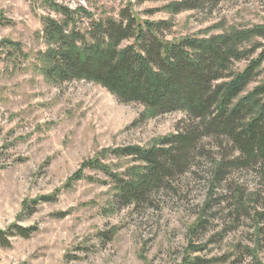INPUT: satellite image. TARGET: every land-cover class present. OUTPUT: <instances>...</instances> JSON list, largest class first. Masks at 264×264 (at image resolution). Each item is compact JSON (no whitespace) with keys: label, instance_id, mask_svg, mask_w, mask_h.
<instances>
[{"label":"rangeland","instance_id":"rangeland-1","mask_svg":"<svg viewBox=\"0 0 264 264\" xmlns=\"http://www.w3.org/2000/svg\"><path fill=\"white\" fill-rule=\"evenodd\" d=\"M173 2L0 0V229L8 235L0 264H264V157L248 159L231 137L208 134L182 172L126 203L116 176L130 178L141 163L117 150L187 129L188 114L47 71V18L71 20L89 41L96 23L120 20L126 7L147 38L154 25L167 43L264 25V0L179 11ZM135 36L121 46L137 47ZM240 47L255 51L234 61L235 74L263 53L264 37ZM263 81L264 58L231 107ZM16 226L35 229L22 236Z\"/></svg>","mask_w":264,"mask_h":264},{"label":"trees","instance_id":"trees-1","mask_svg":"<svg viewBox=\"0 0 264 264\" xmlns=\"http://www.w3.org/2000/svg\"><path fill=\"white\" fill-rule=\"evenodd\" d=\"M219 1L174 0L172 8L199 9ZM63 10L68 14L66 8ZM120 15V20L108 18L96 23L90 31L91 41L70 27L71 20L47 18L44 38L50 45L46 56L51 65L47 71L60 80L94 81L122 101L143 103L160 113L185 111L189 116L187 129L163 137L151 147L117 150L135 156L141 163L129 171L130 178L116 176L122 200L141 201L166 176L182 172L191 149L208 134L231 137L248 159L264 157V81L231 107L233 99L256 75L264 51L236 74L232 73V65L255 51L240 46L256 36L264 37V25L208 39L186 37L167 43L152 29L154 25L148 26L147 38L146 29L128 7ZM135 34L137 47L121 46ZM238 120H242L240 128ZM16 229L20 235L29 236L35 228ZM6 240L7 231L0 229V245Z\"/></svg>","mask_w":264,"mask_h":264}]
</instances>
